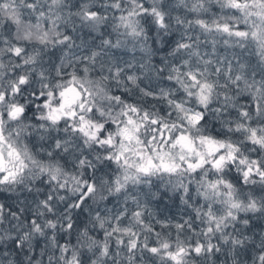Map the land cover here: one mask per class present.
Here are the masks:
<instances>
[{
	"label": "snow or ice",
	"instance_id": "6c2138e0",
	"mask_svg": "<svg viewBox=\"0 0 264 264\" xmlns=\"http://www.w3.org/2000/svg\"><path fill=\"white\" fill-rule=\"evenodd\" d=\"M0 264H264V0H0Z\"/></svg>",
	"mask_w": 264,
	"mask_h": 264
}]
</instances>
